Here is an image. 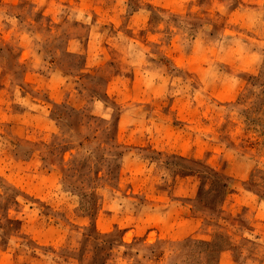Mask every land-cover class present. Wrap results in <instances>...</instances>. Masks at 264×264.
I'll return each mask as SVG.
<instances>
[{"label":"rangeland","instance_id":"obj_1","mask_svg":"<svg viewBox=\"0 0 264 264\" xmlns=\"http://www.w3.org/2000/svg\"><path fill=\"white\" fill-rule=\"evenodd\" d=\"M0 264H264V0H0Z\"/></svg>","mask_w":264,"mask_h":264},{"label":"trees","instance_id":"obj_2","mask_svg":"<svg viewBox=\"0 0 264 264\" xmlns=\"http://www.w3.org/2000/svg\"><path fill=\"white\" fill-rule=\"evenodd\" d=\"M71 110L77 115V117H81V118L83 117L82 114L84 113V111L77 110V109H73V108H71ZM57 118L60 119V120L64 118L63 117V111L58 110V112H57ZM77 121H78V123L75 125L76 126V130H77V132H78L79 135H83L82 134V131H81V127L84 125L83 124V121H82V119L80 121L77 119ZM69 148H71V146H66L65 147V149H69ZM118 153L122 154V152H118ZM72 169L73 168H70V167L68 169H66V175L65 176H67L66 178L68 179V181H70V183H68L69 185L70 184H73L75 182L74 175L69 174V172H71ZM223 249H225V248H220L217 251H222Z\"/></svg>","mask_w":264,"mask_h":264}]
</instances>
